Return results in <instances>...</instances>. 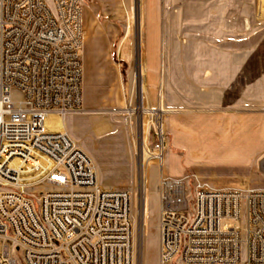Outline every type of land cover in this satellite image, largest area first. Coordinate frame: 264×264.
I'll return each mask as SVG.
<instances>
[{
  "label": "built area",
  "instance_id": "built-area-1",
  "mask_svg": "<svg viewBox=\"0 0 264 264\" xmlns=\"http://www.w3.org/2000/svg\"><path fill=\"white\" fill-rule=\"evenodd\" d=\"M84 34L82 0H0V264H133L129 190L100 186L84 150L46 125L82 110ZM161 123L146 124L140 179L158 164V264H264V187L166 176Z\"/></svg>",
  "mask_w": 264,
  "mask_h": 264
},
{
  "label": "rangeland",
  "instance_id": "rangeland-1",
  "mask_svg": "<svg viewBox=\"0 0 264 264\" xmlns=\"http://www.w3.org/2000/svg\"><path fill=\"white\" fill-rule=\"evenodd\" d=\"M116 2L123 17L110 18L119 31L111 40L114 78L106 84L102 80L96 90L90 78H82V110L65 122L49 117L46 125L66 131L84 150L100 186L129 190L133 264H158V164H147V181L140 183L141 156L152 144L151 126L146 134L152 115L165 112L166 176H177L165 168L173 152L182 176L195 175L216 188L264 187V153L237 164L224 161L208 142L180 146L191 134L185 128L198 135L227 117L235 128L239 124V135H246L249 116L264 113V0H82V5L97 9L103 24L102 10ZM81 56L83 70V44Z\"/></svg>",
  "mask_w": 264,
  "mask_h": 264
},
{
  "label": "crops",
  "instance_id": "crops-1",
  "mask_svg": "<svg viewBox=\"0 0 264 264\" xmlns=\"http://www.w3.org/2000/svg\"><path fill=\"white\" fill-rule=\"evenodd\" d=\"M96 11L97 9L95 10L93 7H83L85 38L83 39L82 73L84 77L82 78H85V76L90 78L92 89L94 87L95 90L98 89L97 85L100 84L102 80H104L106 84L114 78V75L110 73L114 69L111 58V40L116 37L119 31L111 24L110 18L115 17L116 19H120L123 17L118 2L112 7L105 6V10H102L103 16H105L107 20L106 23L100 24L98 22ZM148 20L150 21L149 16ZM103 69L106 70L108 74L106 73L102 76L101 72ZM89 101L88 99L87 106L89 105ZM248 121L250 132L246 135H239V129L237 130L239 124L236 122L235 128L234 120L227 117L221 118L220 126L215 125L210 129L206 127L199 129L198 135L192 132L194 130L193 128H185L191 130V134L188 136L189 139L185 141L180 140V146L186 148L188 141L196 143L198 140H201L213 144L219 149L220 157L224 161L236 160L237 164H245L264 153V113L250 115ZM242 130L246 132L245 124L242 125ZM166 161V171L170 175H177L176 178L182 177V171L176 168V163L178 161L177 155L173 152H169ZM218 187L217 189H237L222 184H219Z\"/></svg>",
  "mask_w": 264,
  "mask_h": 264
},
{
  "label": "bare ground",
  "instance_id": "bare-ground-1",
  "mask_svg": "<svg viewBox=\"0 0 264 264\" xmlns=\"http://www.w3.org/2000/svg\"><path fill=\"white\" fill-rule=\"evenodd\" d=\"M82 102H83V98H82ZM160 114H161V118H162V117L164 116L165 112H164V111H161ZM61 121H62V120H61ZM62 122H65V120H63ZM141 133H142V140H143V139H144V137H143V134H144V133L140 131V134H141ZM140 140H141V137H140Z\"/></svg>",
  "mask_w": 264,
  "mask_h": 264
}]
</instances>
